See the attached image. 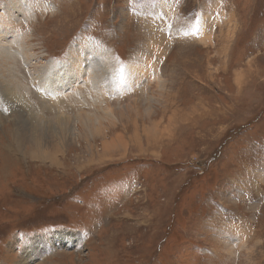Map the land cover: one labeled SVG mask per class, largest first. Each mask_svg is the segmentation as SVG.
<instances>
[{
	"label": "rangeland",
	"instance_id": "obj_1",
	"mask_svg": "<svg viewBox=\"0 0 264 264\" xmlns=\"http://www.w3.org/2000/svg\"><path fill=\"white\" fill-rule=\"evenodd\" d=\"M11 1L39 128L0 101V264H264V0Z\"/></svg>",
	"mask_w": 264,
	"mask_h": 264
},
{
	"label": "bare ground",
	"instance_id": "obj_2",
	"mask_svg": "<svg viewBox=\"0 0 264 264\" xmlns=\"http://www.w3.org/2000/svg\"><path fill=\"white\" fill-rule=\"evenodd\" d=\"M5 9H8V11H7L8 13L2 16V17H4L3 23L2 22L0 23V93H1L0 94V101L6 105V109L10 110L11 112L12 111L16 112L17 116L20 117L18 119V125H17L18 129L19 128H29L30 131H34V130L39 128V124L37 123L38 122L37 120H36L37 122L35 121V123H33L34 122V120H33L34 115L32 114L33 108L30 106V103H29L30 98L27 97L25 89L23 90V88L20 87L19 79L15 73V71H17V70H14L11 67V65L9 64L10 60L13 59V57L16 55V53L18 54L19 49L21 50L24 47L23 42H21V43H20V41L18 42V40L20 39L21 36H19V32L17 31L15 24H13L15 22V20L12 18V17H14L12 12L15 11L18 13V11H19V13L16 14V17L21 13L24 15V18H25V17H27V11H26L27 8L16 6V3L11 1V3L8 4L5 7ZM10 11H11V14H10ZM28 17L30 18V15H28ZM27 26H29V25H27ZM161 37L159 36V39H161ZM27 46H26V48H29V46L28 47ZM18 47H19V49H18ZM21 52H23V51H21ZM30 60H31V58H30ZM64 66H66V65H62V67H64ZM104 67L107 68L106 66H104ZM53 69H54L53 67H51V69H50L51 78L46 77V75H43L40 79H37V80L35 79V81H33L32 85H34V82L37 84V87L40 91V96L44 98L47 96L46 94H48L51 91V96L53 95V96H57V97L58 96L64 97V91L68 92L67 90L72 89L73 94H74V98L76 100L77 99L76 95L78 93L77 82L73 81V79H71L69 82H65L63 86H59L58 83H54ZM79 70H80V67L78 68L76 65V62L72 61L71 63H69L67 69H64L62 74L59 75L58 77L59 78L61 77L62 80L68 81V78H69L68 75H70L71 71H74L77 74V76L75 77V75H74V77L76 79H79V76L81 74ZM47 71H49V69ZM18 72H20V71H18ZM30 73H32L31 75L33 77L35 76L34 71H32ZM54 73H55V70H54ZM102 79L103 80L100 81V85L95 83V81H97V79H95V81L93 80V78L90 79V83H88L85 78L82 79V81H84L83 86H86L88 88L91 87V92H88L89 95H92L94 97L100 91H102L101 92L102 94L107 93L106 87L109 86V83L104 78H102ZM51 84L55 86V87H53L54 89H52ZM21 86L23 87L22 84H21ZM102 88H104V89H102ZM57 89H59V91H57ZM62 106H63V104H61L60 107H62ZM50 108H51V106H50ZM54 108H56V107H54ZM29 111L31 112L30 114H28ZM24 117H30L31 123L29 122L30 124L28 123L27 125H25L26 124V121H25L24 123L20 124V122H22V120H24L23 119ZM40 121H41V119H40ZM56 121L57 120L52 121V123L54 124ZM14 124H15V122H14ZM22 125H25V126H22ZM17 131L18 130L14 131L15 135H13V137H12V143H13V146L15 148H17V145H20L22 148H24L23 145L26 143V144H28L30 149L28 150V148H26L23 151V153L26 154L28 152V156L31 159L44 158V159L51 160L53 163H56L55 162V151L51 152L50 150L45 148V145L40 140H38V139L35 140L32 136H30L31 138L26 139V137L23 136L21 134V132L18 133ZM37 134L41 135L40 138H45V135L42 132L36 133L34 135H37Z\"/></svg>",
	"mask_w": 264,
	"mask_h": 264
}]
</instances>
